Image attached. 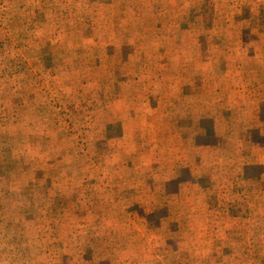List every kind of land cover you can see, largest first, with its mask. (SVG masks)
Returning a JSON list of instances; mask_svg holds the SVG:
<instances>
[{"label": "rangeland", "instance_id": "rangeland-1", "mask_svg": "<svg viewBox=\"0 0 264 264\" xmlns=\"http://www.w3.org/2000/svg\"><path fill=\"white\" fill-rule=\"evenodd\" d=\"M0 264H264V0H0Z\"/></svg>", "mask_w": 264, "mask_h": 264}]
</instances>
